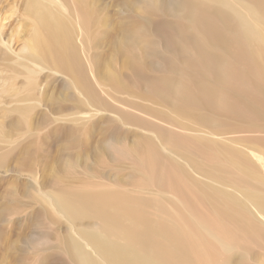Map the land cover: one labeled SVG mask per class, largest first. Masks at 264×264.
Returning a JSON list of instances; mask_svg holds the SVG:
<instances>
[{
    "label": "rangeland",
    "instance_id": "obj_1",
    "mask_svg": "<svg viewBox=\"0 0 264 264\" xmlns=\"http://www.w3.org/2000/svg\"><path fill=\"white\" fill-rule=\"evenodd\" d=\"M76 1L0 0V264H114L97 245L99 221L73 218L62 209L59 201L65 188L99 184L144 198L162 194L161 198L165 192L161 201L179 206L172 193L135 184L132 162L120 161L110 145L133 151L134 145L154 139L191 174L263 213L260 206L248 203L243 188L205 174L161 144L150 126L131 122L124 114L261 156L263 178L264 120H226L216 129L178 116L170 101L149 97L145 82L159 72L160 60L136 37L148 18L159 24L167 13L149 16V0H84L93 17L87 31L79 23ZM217 1L253 26L264 41V23L254 18L246 0ZM44 12L65 20L73 31L88 66L89 83L101 103L91 100L70 74L40 56ZM152 36L165 55L164 36L155 28ZM42 238L45 244L39 245ZM263 263L264 255L258 252L245 261L234 257V264Z\"/></svg>",
    "mask_w": 264,
    "mask_h": 264
},
{
    "label": "bare ground",
    "instance_id": "obj_2",
    "mask_svg": "<svg viewBox=\"0 0 264 264\" xmlns=\"http://www.w3.org/2000/svg\"><path fill=\"white\" fill-rule=\"evenodd\" d=\"M166 1L149 0L147 6L149 16L165 12L166 17L160 15L165 19L151 27L148 18L135 29L137 40L144 41V48L160 60L159 72L145 82L149 97L170 101L178 116L216 129L226 120H264V41L258 32L220 1ZM246 1L254 18L264 23V0ZM74 9L80 25L90 31L93 17L85 1H76ZM44 13L38 44L41 58L70 74L91 100L101 103L89 83L88 66L73 31L64 19ZM153 28L164 36L165 55L152 36ZM124 116L150 126L161 144L205 174L243 188L248 203L260 206L263 213L191 174L185 163L154 139L137 141L133 151L110 145L120 161L132 162L135 184L159 193L168 191L179 206L164 204L165 192L161 198L159 193L144 198L125 188L99 184L65 188L59 197L61 208L73 218L99 221L97 245L108 259L114 264H234L236 255L244 261L253 252L264 255L261 156H249L216 140L151 123L132 113ZM45 241L37 242L43 245Z\"/></svg>",
    "mask_w": 264,
    "mask_h": 264
}]
</instances>
